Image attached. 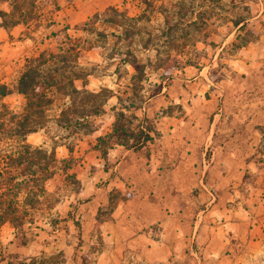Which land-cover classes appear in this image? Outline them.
<instances>
[{
    "label": "rangeland",
    "instance_id": "obj_1",
    "mask_svg": "<svg viewBox=\"0 0 264 264\" xmlns=\"http://www.w3.org/2000/svg\"><path fill=\"white\" fill-rule=\"evenodd\" d=\"M0 30V84L14 89L27 60L47 53L57 59L43 69H57L58 79L44 116H32L37 130L25 137L10 131L27 98L13 93L0 101V180L12 177L0 211L24 213L0 226V235L6 229L16 243L0 250V264H114L99 262L107 245L98 233L84 238L79 214L85 191L106 186L99 175L109 149L128 147L147 125L157 138V127L184 116H192L187 124L200 123L264 68V0H0ZM115 123L122 130L113 133ZM36 149L53 151L57 160L42 170ZM36 240L34 254L17 250ZM233 253L232 264H264L260 249L256 260Z\"/></svg>",
    "mask_w": 264,
    "mask_h": 264
},
{
    "label": "crops",
    "instance_id": "obj_2",
    "mask_svg": "<svg viewBox=\"0 0 264 264\" xmlns=\"http://www.w3.org/2000/svg\"><path fill=\"white\" fill-rule=\"evenodd\" d=\"M252 73L258 75L244 78L227 107L200 123L187 124L192 116H184L175 126L157 127L160 135L137 150L109 149L99 175L106 186L85 191L79 213L84 238L98 233L107 245L99 262L232 264L234 251L256 260L258 249L264 259V68ZM111 191L119 196L111 199ZM199 197H207L205 207ZM2 232L4 252L16 243ZM36 245L17 250L34 254Z\"/></svg>",
    "mask_w": 264,
    "mask_h": 264
},
{
    "label": "trees",
    "instance_id": "obj_3",
    "mask_svg": "<svg viewBox=\"0 0 264 264\" xmlns=\"http://www.w3.org/2000/svg\"><path fill=\"white\" fill-rule=\"evenodd\" d=\"M111 9L116 11L114 8ZM238 24L239 23H236V25ZM47 56L48 57L46 58L44 54H40L37 57L28 59L26 68L20 74L14 89H11L6 84H0V101L13 93L21 94L27 98L26 113L23 114V118L17 119L15 126L10 131L13 136L25 137V135L35 132L37 130L36 119L44 116L42 108L43 105L51 102L49 94L54 92L53 88L56 86V82L58 80L52 72L56 73L57 69H43V67L46 66V64L51 65L49 63L54 59H57V55L47 53ZM44 70H48L49 73H42ZM72 90L76 91L74 87H72ZM0 105L4 106L2 103ZM93 113L97 114L99 113V110L96 108L94 109ZM118 115L119 119H125L126 117L123 112H120ZM32 116H36V119H32ZM132 117L137 119L135 115ZM33 122L35 124L30 125ZM119 130L122 129L118 127V124L116 125L115 123L112 129L113 133ZM150 131H154L153 127L150 125H147L146 129L144 130L139 128L138 133L128 147L124 143L118 144L124 146L125 148L137 150L141 148V146L147 141L152 140L153 137L151 136ZM36 152H39L44 157L45 164L43 163V166L41 167L42 170H47V167L57 160L53 151L50 152L49 155H47L46 152L42 151L41 149H36ZM9 160H12V158L9 157ZM9 178L12 179V177L8 176L4 177L3 180H0V198L5 195L3 189L6 188L8 181L10 180ZM10 188L11 187H8V189ZM14 212L15 211H13V213ZM22 215H24L23 212H21L20 215L18 214L15 218L14 215H12L9 211H0V226L10 218L21 220Z\"/></svg>",
    "mask_w": 264,
    "mask_h": 264
}]
</instances>
